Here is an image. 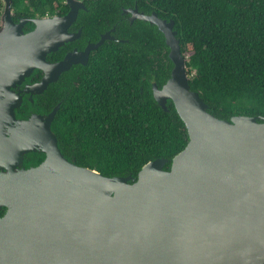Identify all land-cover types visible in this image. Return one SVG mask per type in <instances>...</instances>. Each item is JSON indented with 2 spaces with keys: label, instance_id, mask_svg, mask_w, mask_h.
<instances>
[{
  "label": "water",
  "instance_id": "95a60500",
  "mask_svg": "<svg viewBox=\"0 0 264 264\" xmlns=\"http://www.w3.org/2000/svg\"><path fill=\"white\" fill-rule=\"evenodd\" d=\"M1 1L0 264H264V117L212 114L190 89L174 22L128 11L170 50L171 76L152 92L164 112L174 106L188 143L136 178H108L63 155L51 129L59 105L45 119L15 117L24 104L15 90L35 71L44 77L25 91L42 94L77 64L47 56L73 40L80 1L67 0L65 16L18 24L13 0ZM30 154L39 166L25 168Z\"/></svg>",
  "mask_w": 264,
  "mask_h": 264
},
{
  "label": "trees",
  "instance_id": "16d2710c",
  "mask_svg": "<svg viewBox=\"0 0 264 264\" xmlns=\"http://www.w3.org/2000/svg\"><path fill=\"white\" fill-rule=\"evenodd\" d=\"M66 1L13 0V11L25 18L60 15L69 9ZM83 1L93 5L82 17L94 20V33L103 32L109 17L118 23L115 38L125 42L102 46L80 84L66 78L52 130L76 165L108 178H136L144 165L170 161L188 143L174 106L164 112L153 97L152 84L163 87L173 69L165 39L147 23L118 22L121 7L174 22L190 89L215 117H264V0ZM57 86L46 93L47 106Z\"/></svg>",
  "mask_w": 264,
  "mask_h": 264
},
{
  "label": "flooded vegetation",
  "instance_id": "af4514ba",
  "mask_svg": "<svg viewBox=\"0 0 264 264\" xmlns=\"http://www.w3.org/2000/svg\"><path fill=\"white\" fill-rule=\"evenodd\" d=\"M79 1H80V5H75L76 9H78L77 19L74 22V24H72L68 29V33L72 35L73 40L65 44L62 48H60L57 53L47 56V61L50 64H57L62 62L67 56L74 55L77 64H74L68 72L63 73L56 82L58 85L57 86L58 97H56L52 101L53 106L52 105L47 106L48 100L45 99V96L46 93L52 87H54L55 83L49 85L48 88L42 94H37V93L30 94L28 92L26 93L25 91L27 87H32L40 83V81L44 77V74L40 71H35L29 79H27L20 87L16 88L15 90L16 94H19L23 98V102H24V104H22V108L16 111L15 114L16 121H29L33 118V116L42 117L45 119L47 115L50 114V112L55 107H57L58 105L61 106L62 103L61 98H63L66 89L69 87L68 80L66 79L69 75L71 77L72 76L75 77V81H74L75 85L80 84V82L83 80V77L86 75V69L89 67L91 59L98 53L99 49L102 46L111 42L112 43L125 42V41L123 42V40H118L115 38L116 27L118 26V23L115 24L111 23L112 19L108 21L109 17L104 19L106 24H105V29H103V32L97 31V33H94L93 30H95L96 28H92V26L90 27V25L94 23V20L92 21L89 18L82 17L83 15H86L88 12H90V8L93 5H85L83 0H77V2ZM66 6L69 8L68 11L65 14L62 13L58 16H65L68 14V12L70 11V7L68 5ZM135 8L137 9L136 6L134 8L121 7L120 13L118 14V16L120 17L118 22H127L129 23V25H133L136 21H139V20H134L132 22L131 21L132 14L128 12L134 10ZM22 18L25 17L19 14L18 15L15 14L14 22L18 24ZM24 30L25 31L29 30V27H25ZM102 39H104L102 45L98 49L92 50L91 47L98 45L102 41ZM35 158L36 156L31 154L25 156L23 160L25 168H33L39 166L41 164L40 163L41 159L39 162L36 163Z\"/></svg>",
  "mask_w": 264,
  "mask_h": 264
},
{
  "label": "rangeland",
  "instance_id": "374dc122",
  "mask_svg": "<svg viewBox=\"0 0 264 264\" xmlns=\"http://www.w3.org/2000/svg\"><path fill=\"white\" fill-rule=\"evenodd\" d=\"M2 5H3V3L0 1V12H1V9H2Z\"/></svg>",
  "mask_w": 264,
  "mask_h": 264
}]
</instances>
